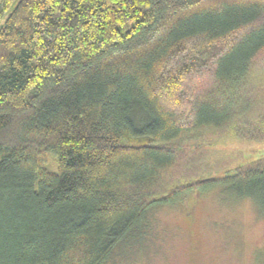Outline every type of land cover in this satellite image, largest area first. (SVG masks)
<instances>
[{
  "label": "trees",
  "instance_id": "obj_1",
  "mask_svg": "<svg viewBox=\"0 0 264 264\" xmlns=\"http://www.w3.org/2000/svg\"><path fill=\"white\" fill-rule=\"evenodd\" d=\"M262 73L264 0H0V264H106L195 190L264 216V156L186 150L252 126Z\"/></svg>",
  "mask_w": 264,
  "mask_h": 264
},
{
  "label": "rangeland",
  "instance_id": "obj_2",
  "mask_svg": "<svg viewBox=\"0 0 264 264\" xmlns=\"http://www.w3.org/2000/svg\"><path fill=\"white\" fill-rule=\"evenodd\" d=\"M248 86L252 126L236 124L235 133L229 124L187 148L191 174H219L264 156V73ZM232 89L235 95L241 90ZM252 128L260 136L242 134ZM152 218L142 245L114 253L106 264H264V216L254 201L230 190L191 191L181 202L154 209Z\"/></svg>",
  "mask_w": 264,
  "mask_h": 264
}]
</instances>
